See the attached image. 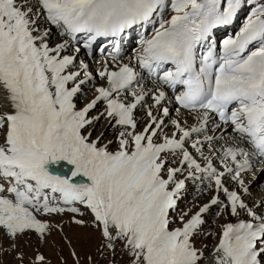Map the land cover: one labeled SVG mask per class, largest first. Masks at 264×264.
<instances>
[{
	"label": "snow or ice",
	"instance_id": "1",
	"mask_svg": "<svg viewBox=\"0 0 264 264\" xmlns=\"http://www.w3.org/2000/svg\"><path fill=\"white\" fill-rule=\"evenodd\" d=\"M246 2L173 0V14L161 18L153 34L141 39L135 57L139 65L152 75L169 62L175 65L174 71H163L159 79L172 87L185 85L175 99L185 109L203 110L200 127L188 129L173 120L175 131L161 136L164 119L151 108L146 114L149 123L135 131L133 112L146 92L129 64L102 70L99 75L107 78L109 87L97 88L96 97L77 110L73 97L93 79L88 65L81 62L82 71H68L76 58L61 52L69 41L50 47L46 40L50 29L41 30L39 25L43 20L73 40L79 33L86 34L85 47L91 48L98 37H118L150 23L164 0H0V93L9 106L8 111H0V226L13 237L29 229L43 234L48 225L37 214L65 211L49 201L45 190L50 189L62 194L65 202L86 204L105 237L113 238L110 228L116 229L117 237H126L138 262L199 264L203 253L191 238L204 222L202 214L220 201L213 197L182 228L170 230L169 210L184 187V180L175 177L187 166L193 169L190 177L204 172L214 178L217 189L227 193L230 203L225 207L231 215L240 216L243 210L250 217L223 226L216 248L218 264H264V212L249 207L241 193L229 191L222 183L225 171L233 173L247 193L241 174L254 167L252 157L264 160V0L254 6L234 36L223 40L222 54L209 46L197 70L198 47H203L213 29L231 24ZM126 93L133 97L131 102L122 95ZM164 99L160 91L155 103ZM100 100L107 102L101 115L123 129L121 147L115 152L107 144L100 145L103 133L90 140L91 133L82 131L100 118H88ZM210 110L231 122L249 145L225 149V171L218 172L210 156L204 157L207 167L202 166L185 147L193 133L201 132ZM162 112L167 116L169 110L165 107ZM204 139L210 144L214 137ZM203 146L200 140L191 144L201 156ZM169 156H180L181 166L168 169L165 179L161 173ZM229 159L236 167L227 166ZM61 162L73 166L70 176L52 170ZM77 177H87L88 182L76 183ZM260 207L264 208V200ZM38 259L43 261L44 256Z\"/></svg>",
	"mask_w": 264,
	"mask_h": 264
},
{
	"label": "rangeland",
	"instance_id": "2",
	"mask_svg": "<svg viewBox=\"0 0 264 264\" xmlns=\"http://www.w3.org/2000/svg\"><path fill=\"white\" fill-rule=\"evenodd\" d=\"M168 2L169 14H171L173 13L171 9L173 0H168ZM90 92L86 95V101L91 97ZM105 106H107V103ZM93 109L88 114L94 116L97 110L94 111ZM147 118L140 122L142 126H144ZM107 124L108 120H104L100 124L96 122L97 129L94 131L95 133L92 132L89 139L96 140L103 133V130L108 127ZM110 131L112 132L113 130L110 129ZM117 131L118 129L115 128V132L112 133L116 138L118 137ZM87 133H91L90 130ZM92 136L95 138H92ZM116 140L117 144L112 146L113 150L119 149L120 137ZM2 141L3 138L0 142ZM110 141L111 139L109 138L102 139L103 144H107ZM46 193L51 203L64 208L65 211L58 213L41 212L44 216H39L38 219L48 225L43 234L36 229H29L13 237L3 226H0V264H142V261L138 262L133 249L128 246L127 238L115 235V228H110L113 233L112 239L104 236L102 225H97L94 213L86 204H82L79 201L68 204L62 201V195L58 196L52 193L51 190ZM41 203H43V200ZM200 204L196 200L188 202L187 208L177 210L178 216H174V220L178 224H182L184 217L187 218ZM72 207L78 208L79 211H70ZM221 216L225 217L226 213ZM78 220L83 221V223H77ZM225 221L226 219L218 222L213 220L211 227L216 228L217 231H213L210 235H207L208 233H205L204 229L202 231L197 230L193 234L191 242L196 249L203 253L204 259L208 258V254L218 242L219 233L223 229L222 225ZM41 255L44 256L43 261L38 259ZM204 259L203 261L201 259L199 264L205 262L206 259Z\"/></svg>",
	"mask_w": 264,
	"mask_h": 264
},
{
	"label": "bare ground",
	"instance_id": "3",
	"mask_svg": "<svg viewBox=\"0 0 264 264\" xmlns=\"http://www.w3.org/2000/svg\"><path fill=\"white\" fill-rule=\"evenodd\" d=\"M40 23H43V20H41V22ZM41 28V27H40ZM51 28H52V30H53V33L52 34H49L47 37H46V40H47V43L49 44V46L50 47H55L56 45H58V44H61V43H63L65 40H68L69 41V43H68V46L65 48V49H63L62 51H70L71 50V48H72V44L74 43V40H72V39H67V35H62L61 34V30L60 29H57V28H55L54 26H51ZM41 30H43L42 28H41ZM234 36V35H233ZM258 46V45H257ZM100 47V45H99V43L97 44V47H95L94 45L91 47V48H88L87 50L85 49V47L83 48V51L82 52H80V54L78 55V57L79 56H81V55H84L85 56V59H84V61L87 63V65H88V71L89 72H91L92 73V75H94V73L96 74L97 73V71H99V73L102 71V70H104L106 67L109 69V70H112V68L114 67L113 66V64H114V62H112V61H115L116 62V64L117 63H120V60H115L114 58H115V53H112V55L109 57V59H108V62H102V63H99L100 62V57L96 60L95 59V56L97 55V54H99V51L97 50V48H99ZM91 49H93V52H91ZM101 50H100V54L102 55V52H103V49L102 48H100ZM125 50H127L126 51V53L124 54V51ZM122 54H124L123 55V57L121 58V61H125V62H128V61H130L131 59H132V62H133V64H135L136 65V67L138 68V70L140 71L141 70V66L139 65V63L137 62V60H136V58L134 57V56H132L130 53H129V51H128V49H123V51H122ZM219 54H222V49H221V52L219 53ZM112 62V63H111ZM95 67H100V69L99 70H95ZM103 78H105V79H103ZM98 82H99V85L98 86H101V85H104V87H109V83H108V80H107V78L106 77H102L100 80H98ZM91 91V92H90ZM137 91H139V88L137 89ZM90 92V99L88 100V101H86L87 100V97H86V95L88 94ZM98 93L96 92V90L94 89H89V90H87L82 96H83V99H84V102L86 101V103L80 108L79 106H81L83 103H80V100H81V98L79 97V96H77L76 95V97H73V103H76V104H78L79 106H77L76 107V109L77 110H80V109H82V108H84L88 103H90L95 97H96V95H97ZM148 96H149V93L147 94ZM128 95H126V96H124V98L125 97H127ZM85 97V98H84ZM79 100V101H78ZM107 102L105 101V100H100V101H98L97 102V104H96V106H95V108L93 109L94 111L95 110H98V109H101V112L99 113L100 115H99V119H96V120H94L93 121V123L88 127V126H86V127H88V128H92V132H94V131H96V129H97V127H96V122L98 123L99 122V124H100V121L101 120H103V119H105V118H107V116H104V115H101V113H103L104 111H105V109H106V107L107 106H105V104H106ZM0 105H1V110L0 111H8L9 110V106H8V102H7V100L4 98V94L3 93H0ZM139 106H141V105H139ZM138 106V107H139ZM190 112H193V114H195L194 112H196L197 113V111H194V110H190ZM186 115H188V113H186ZM98 115H96L95 117H97ZM195 117H196V114H195ZM89 118V117H88ZM144 118H147V115H146V117L144 116V117H140L138 120L137 119H135L136 120V122H137V129H140V127H142V123L140 124V122L144 119ZM193 118V117H192ZM149 123V118H147L146 120H145V122H144V126H146L147 124ZM230 124V129H233V126H232V124H231V122L229 123ZM139 125V126H138ZM169 125L170 126H172V123L170 122L169 123ZM168 125V126H169ZM168 126L165 128H163V132H161V134L160 135H164V134H166L167 132H168ZM110 127V129H112L113 131L111 132L110 131V129H108ZM115 128L116 129H118V125H115L114 124V121L112 122V123H110V126L108 125V127L106 128V129H104L103 130V135L101 136V139H100V141H99V143L100 144H102V145H104L103 144V142H102V139L104 138V140L105 139H107V138H109V139H111V141L109 142V143H107V145H108V150H109V148L111 147V146H113L114 144H115V141H116V139H119V133L121 132V130H118L117 132H118V137L116 138L115 136H113L112 135V133H114L115 132ZM87 130V128H85V129H83L82 131L85 133V131ZM129 130H131V129H129ZM95 133V132H94ZM85 134H87V133H85ZM92 138H95V137H93L92 136ZM91 138V139H92ZM155 139V138H154ZM157 139H159V138H157ZM62 163V164H61ZM60 164H61V166L63 167L64 165H66L67 164V162H61ZM60 164H57V165H54L53 166V168H52V170L53 171H55L56 173L57 172H59V170H55V169H57L58 168V166L60 165ZM164 173V170H163V172H162V174ZM263 184V180H261V177L260 178H258L255 182H254V184L252 185V188H254V189H258V188H260V186ZM59 199V198H58ZM219 240H220V238L218 237V242H219ZM218 242L215 244V247H213L212 248V250L210 251V253L208 254V258L205 260V262H202L201 264H218V261H217V259H216V256H217V253H216V248H217V246H218Z\"/></svg>",
	"mask_w": 264,
	"mask_h": 264
}]
</instances>
